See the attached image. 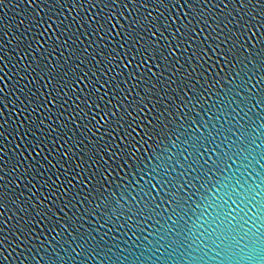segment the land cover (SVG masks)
<instances>
[{
	"label": "water",
	"instance_id": "1",
	"mask_svg": "<svg viewBox=\"0 0 264 264\" xmlns=\"http://www.w3.org/2000/svg\"><path fill=\"white\" fill-rule=\"evenodd\" d=\"M0 264H264V0H0Z\"/></svg>",
	"mask_w": 264,
	"mask_h": 264
},
{
	"label": "snow or ice",
	"instance_id": "2",
	"mask_svg": "<svg viewBox=\"0 0 264 264\" xmlns=\"http://www.w3.org/2000/svg\"><path fill=\"white\" fill-rule=\"evenodd\" d=\"M107 16H111V13H108ZM49 19H51V17H49ZM59 26L60 25H57V27H59ZM77 79H79V77H77ZM53 90H55V89H53ZM49 95H51V93H49ZM53 99H55V98H53Z\"/></svg>",
	"mask_w": 264,
	"mask_h": 264
}]
</instances>
